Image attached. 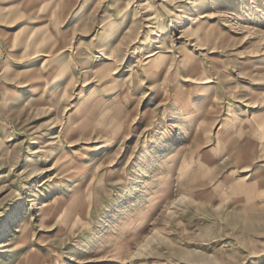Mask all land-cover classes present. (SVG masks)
I'll return each mask as SVG.
<instances>
[{
  "label": "rangeland",
  "instance_id": "374dc122",
  "mask_svg": "<svg viewBox=\"0 0 264 264\" xmlns=\"http://www.w3.org/2000/svg\"><path fill=\"white\" fill-rule=\"evenodd\" d=\"M243 1L0 0V264H264V0Z\"/></svg>",
  "mask_w": 264,
  "mask_h": 264
},
{
  "label": "bare ground",
  "instance_id": "6f19581e",
  "mask_svg": "<svg viewBox=\"0 0 264 264\" xmlns=\"http://www.w3.org/2000/svg\"><path fill=\"white\" fill-rule=\"evenodd\" d=\"M261 1L262 0H250V1H248V2H246L245 0L243 1V10H246V12L249 14V15H251L252 13H254L257 9H259V7H260V3H261ZM217 5V1H211V2H209V3H207V4H204V5H202V6H194V8L199 12V11H202V8H201V10H199V8L200 7H203V10H205V9H209L210 7H214V6H216ZM129 4H128V6H127V8H129ZM126 13H129V10L126 12ZM194 22V21H193ZM197 22V20H195V23ZM197 27L196 28H199L200 30H202L207 24L206 23H204V22H201V20H199L197 23ZM136 25V17H134V18H132V19H129V18H124L123 20H120V21H118V20H115V21H113V22H111V24H110V28H109V32H108V35H107V40L106 41H109V42H112V41H110L111 39H110V36L111 35H113V34H115V33H118V32H120L122 29H125V28H127V30H129L128 31V34L130 33H133V31L135 30V28H134V26ZM159 26V25H158ZM129 34V35H130ZM200 36V35H199ZM201 37V36H200ZM114 51L115 50H111V51H108V52H104L105 54V57H107L108 59H113V58H115V56L116 55H114ZM148 56L150 57V60L148 59V61L147 62H149V64H147L146 65V70H149V71H151L152 72V75L153 74H156L157 73V71H159L160 70V66H161V64L162 63H164V62H166V60L167 59H169V54H166V53H162V51L161 52H157V51H151V53L150 54H148ZM151 63H153L154 65H151ZM187 63V62H186ZM192 64V63H191ZM67 67H63L62 69H59V71H61V72H65V69H66ZM67 70V69H66ZM22 73H24L25 74V76L28 78H38V77H40V75H41V73H38V71L37 70H35V69H22V70H20ZM159 73V72H158ZM192 75V74H191ZM160 76V75H159ZM158 76V77H159ZM192 76H195L194 74L192 75ZM189 80V79H188ZM35 84H32V86H34ZM114 85V84H113ZM36 86V85H35ZM156 85H151V87L152 88H154ZM105 87H106V85H105ZM33 89H34V87H33ZM105 89V88H104ZM95 93H97V90L95 91ZM92 96V95H91ZM98 96V95H97ZM97 96H95L94 94H93V98H92V100L95 98V97H97ZM98 98V97H97ZM96 102H98V101H95V102H90L89 104H95ZM184 109V108H183ZM185 112V111H184ZM188 112V111H187ZM192 112V111H191ZM193 113V112H192ZM189 114V113H188ZM198 115V114H197ZM69 127V126H68ZM69 129V131H72L73 130V128H68ZM56 135H59V134H57V133H55ZM56 135L55 136H53V137H56ZM180 138H182V136H180ZM160 139V137H157L156 138V140H155V143H159V140ZM178 142V140H171V141H168V142H166V148L163 150V152H161V153H159L158 151L150 158V159H148L147 161H145L144 163H145V165L146 166H148V169L144 172V175H142L141 177H145V178H147V177H150L152 174H153V171H154V169L156 168V166H157V164H158V157L160 156H164V155H166V153H167V151H168V149L169 148H171V147H173V146H175V145H177L176 143ZM102 157H104L103 156V154H100L99 156H97V157H95L94 159H93V162L92 163H95L96 164V161H99ZM87 167H90V166H86V168ZM89 169V168H88ZM144 178V179H145ZM143 181V180H142ZM141 184H142V182H138V183H135L134 184V187H135V189L134 190H132V191H130V194H128L127 195V197H125V201L127 202V201H130L131 200V198H132V196H134V194H135V192H137L140 188H141ZM66 185H64V186H58V187H55V188H53V189H51L50 190V194L47 196V199L48 200H50L53 196H54V194L55 193H58L59 191H62V189L65 187ZM167 186V184L164 182V181H162L161 182V184H160V186H159V188L160 189H163L164 187H166ZM12 218H13V220L15 221V222H17V220L18 219H22L23 218V216H20V215H13L12 216ZM5 230H7L6 228H4L3 229V232L5 231ZM121 264V263H120Z\"/></svg>",
  "mask_w": 264,
  "mask_h": 264
}]
</instances>
